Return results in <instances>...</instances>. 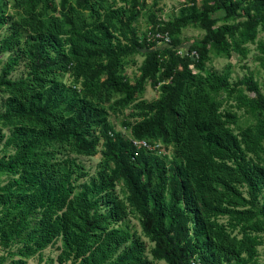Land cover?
Returning a JSON list of instances; mask_svg holds the SVG:
<instances>
[{
    "label": "trees",
    "instance_id": "1",
    "mask_svg": "<svg viewBox=\"0 0 264 264\" xmlns=\"http://www.w3.org/2000/svg\"><path fill=\"white\" fill-rule=\"evenodd\" d=\"M146 1L0 0V55L9 52L0 72V264H28L58 240V264H153L142 236L166 264H259L264 92L252 71L231 82L229 66L208 62L246 58L254 43L264 69V0H185L170 19L151 11L140 36ZM220 10L226 22L217 24ZM189 25L207 31L187 47L195 58L177 53ZM158 32L169 45L152 38ZM136 53L144 58L132 80L124 62ZM21 62L27 72L13 78ZM148 82L159 96L135 102ZM131 103L124 136L109 116ZM232 108L253 121L241 125ZM101 142L89 176L74 155Z\"/></svg>",
    "mask_w": 264,
    "mask_h": 264
},
{
    "label": "rangeland",
    "instance_id": "2",
    "mask_svg": "<svg viewBox=\"0 0 264 264\" xmlns=\"http://www.w3.org/2000/svg\"><path fill=\"white\" fill-rule=\"evenodd\" d=\"M55 3H59L60 0H54ZM185 0H147V6L145 8L137 9V21L136 26L138 28V34L143 36L145 32H147L149 28V14L151 11H156L157 15L164 19H170L174 15H176L182 6ZM201 3V2H200ZM216 16L219 17V21L217 24H222L226 22L224 17V12L220 10L216 13ZM231 21V20H230ZM6 27H2L0 29V37L6 33ZM206 30L199 27H193L191 25L186 26L182 29L180 34V39L182 41V47L187 48L189 45H192L195 41L201 40L205 34ZM258 38H264V32L259 31ZM248 47L250 49L246 58H242L237 53L233 52L229 56L216 55L211 54V60L208 62L210 67L218 71H223L225 67L229 66L231 71V82H235L238 79L242 78L249 71L254 73L255 78L258 80L261 90L264 92V69L260 66L258 61L256 60V56L258 54V50L256 44L249 43ZM9 52H6L0 55V72L3 64L8 59ZM144 56L142 53H136L127 58L124 62V72L125 74L132 80L139 74V66L143 60ZM27 72V68L24 62H21L20 65L17 66L16 70L12 73L13 78H18L24 76ZM65 82H71V79L66 75L63 77ZM250 93V92H249ZM223 97L226 99L224 107H228L231 109V105H233L234 101L231 96H227L225 93H222ZM159 96V88L157 86L151 85L149 82L147 83L145 90L136 96L135 102L139 100H153ZM5 94L0 92V111L3 110ZM133 103H131L126 108H120L116 113L110 112L109 120L114 126L116 131H120L124 136L129 134V128L123 124V121L130 118V114L133 111ZM237 111L240 116V124L246 125L251 123L252 118L244 112L243 109L237 110L236 108H232ZM0 129L2 131H6L2 125L0 124ZM1 149V143H0ZM102 142L99 143L96 151L91 155H74L77 160L84 166L85 170L89 174V176L95 175L98 164L102 160ZM162 150L166 153H169L171 150L162 146ZM117 193L122 197L124 196L122 184L118 183ZM264 193V192H263ZM127 222L133 230L137 231L138 234H141L139 222L137 218L130 214L127 217ZM142 240L146 242V254L149 259L153 261V264H166L163 260H154L150 254V248L153 246V243L148 241L147 238L142 236ZM60 246V240L55 242L53 245L47 247L40 256L36 255L28 260V264H58L56 261V257ZM0 254H2V250L0 249ZM43 260H39V258ZM259 264H264V243L259 247V256H258Z\"/></svg>",
    "mask_w": 264,
    "mask_h": 264
},
{
    "label": "built area",
    "instance_id": "3",
    "mask_svg": "<svg viewBox=\"0 0 264 264\" xmlns=\"http://www.w3.org/2000/svg\"><path fill=\"white\" fill-rule=\"evenodd\" d=\"M153 39H156L157 42L160 45H169L170 44V37L167 33H155L152 35ZM177 53H179L180 55H185V54H190V56H192L193 58L198 56V53L196 52V50H191L189 51L188 48H179L177 50ZM133 144L137 147V148H147L150 150H155L156 148L160 147V152L163 151L161 144L160 143H151L146 139H132Z\"/></svg>",
    "mask_w": 264,
    "mask_h": 264
}]
</instances>
